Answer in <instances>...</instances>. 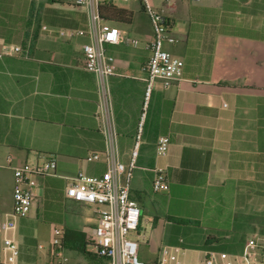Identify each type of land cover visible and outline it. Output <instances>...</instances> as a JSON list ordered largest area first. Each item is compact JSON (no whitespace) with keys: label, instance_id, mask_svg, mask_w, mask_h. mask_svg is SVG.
<instances>
[{"label":"crops","instance_id":"0c3cea01","mask_svg":"<svg viewBox=\"0 0 264 264\" xmlns=\"http://www.w3.org/2000/svg\"><path fill=\"white\" fill-rule=\"evenodd\" d=\"M116 4L133 13L111 23L140 40L108 44L116 73L83 68L87 11L64 0H0V263L4 238L19 246L17 264H107L79 251L97 218L94 207L66 195L79 171L102 175L111 141L128 163L145 104V71L153 37L140 0ZM167 7L179 41L167 47L184 60L169 86L154 84L143 126L130 197L141 208L139 257L165 250L182 264H264V0H154ZM62 31H66L62 34ZM20 46L18 52L9 48ZM161 135L170 137L159 155ZM55 159L53 173L33 176L43 191L51 227L49 250L29 213L7 232L14 168ZM168 186L153 190L156 168ZM34 204V203H33ZM55 229L62 230L54 243ZM208 237L221 239L204 248ZM213 253V255H211Z\"/></svg>","mask_w":264,"mask_h":264},{"label":"built area","instance_id":"2783aa9c","mask_svg":"<svg viewBox=\"0 0 264 264\" xmlns=\"http://www.w3.org/2000/svg\"><path fill=\"white\" fill-rule=\"evenodd\" d=\"M76 6L84 7L88 15L86 29H70V35L87 34L89 40L82 45L83 68L105 78L116 73L115 56L107 50L108 44L124 43L138 46L139 39L124 35L119 27L101 19L99 6L105 0H64ZM117 3L120 0H109ZM127 1V0H123ZM148 15L152 30V39L144 43L148 51V60L144 65L146 90L145 104L139 120L131 158L128 163L119 158L116 143H109L107 150L93 153L88 158L104 159L107 170L102 175H90L79 171L66 188V195L77 201L94 207L97 222L90 236L96 253L105 257L108 264H177L164 250L155 261H145L139 257L138 231L141 222V208L131 199V179L137 167L138 155L142 143L146 110L154 84L160 80L164 86L171 85L184 67V60L173 54L167 47L179 41L172 29V20L167 7H158L154 0H140ZM66 31H62L64 34ZM13 46L10 52L21 51ZM170 137L161 135L156 151L159 155L167 153ZM56 161L52 159L41 166L28 163L14 168L15 183L12 209L2 220L1 229L7 232L17 226L20 217L26 216L38 195V181L33 176H43L54 172ZM168 186L166 169L159 167L154 171L153 190L161 191ZM1 207V199H0ZM54 243H61L62 230L55 229ZM5 259L0 264H17L19 246L9 236L4 238ZM213 255V253H211ZM213 256L206 260L211 264ZM238 264H246L239 262Z\"/></svg>","mask_w":264,"mask_h":264},{"label":"trees","instance_id":"16d2710c","mask_svg":"<svg viewBox=\"0 0 264 264\" xmlns=\"http://www.w3.org/2000/svg\"><path fill=\"white\" fill-rule=\"evenodd\" d=\"M99 14L102 20L108 22V23H129L131 22V19L133 17V13L124 8V7H120L118 6L116 3L109 1V0H105L103 1L100 6H99ZM221 239H215L214 237H208L205 240L204 243V248L207 250H216L213 247V243L214 242H220ZM88 243L93 244V240L89 234L88 240L86 241L85 245ZM79 251L83 252L84 254H89V255H93L96 254L98 255V253H92L89 252L85 249V247H79L78 248ZM99 257L103 258L107 264H108V260L105 257H102L100 255H98Z\"/></svg>","mask_w":264,"mask_h":264},{"label":"rangeland","instance_id":"374dc122","mask_svg":"<svg viewBox=\"0 0 264 264\" xmlns=\"http://www.w3.org/2000/svg\"><path fill=\"white\" fill-rule=\"evenodd\" d=\"M133 1V0H130ZM129 1V3H130ZM119 3H126L128 4V2H123V0L118 1ZM45 203H51L48 202L47 199H45L44 197V193L43 191H38V195L35 199L34 204L31 207V210L29 212V214L36 219V226H38L40 228L39 231V241L41 243H43L45 245L44 249H40V251H45V250H49L50 246H51V225L49 223V220L47 219L48 216L45 215L44 213V206ZM177 264H182L180 262L174 261Z\"/></svg>","mask_w":264,"mask_h":264}]
</instances>
